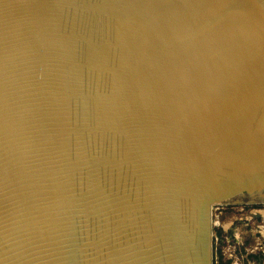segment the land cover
Here are the masks:
<instances>
[{
	"label": "water",
	"instance_id": "water-1",
	"mask_svg": "<svg viewBox=\"0 0 264 264\" xmlns=\"http://www.w3.org/2000/svg\"><path fill=\"white\" fill-rule=\"evenodd\" d=\"M242 203L264 0H0V264H214Z\"/></svg>",
	"mask_w": 264,
	"mask_h": 264
},
{
	"label": "rangeland",
	"instance_id": "rangeland-1",
	"mask_svg": "<svg viewBox=\"0 0 264 264\" xmlns=\"http://www.w3.org/2000/svg\"><path fill=\"white\" fill-rule=\"evenodd\" d=\"M214 209V222H219L214 233L222 231V235H218V245L214 241V246L219 249V258L227 261L231 251L241 250L244 254H254L256 264H264V205L242 203ZM216 215L220 218L217 219Z\"/></svg>",
	"mask_w": 264,
	"mask_h": 264
},
{
	"label": "built area",
	"instance_id": "built-area-1",
	"mask_svg": "<svg viewBox=\"0 0 264 264\" xmlns=\"http://www.w3.org/2000/svg\"><path fill=\"white\" fill-rule=\"evenodd\" d=\"M220 205L218 206H215V207H219ZM214 207V208H215ZM228 207V206H227ZM219 209V208H217ZM215 209H213L214 211ZM256 213H253V215H255ZM217 219L220 218L219 215H216ZM214 225H215V228L219 227V222H214ZM214 241L216 243V245H218V243L220 242V238L218 236V234L214 233ZM255 255L254 254H244L241 250H234V251H231L230 254H229V258H227L228 260L227 261H224L223 259L221 260L219 258V249L218 247H215L214 246V264H256V257H254Z\"/></svg>",
	"mask_w": 264,
	"mask_h": 264
},
{
	"label": "trees",
	"instance_id": "trees-1",
	"mask_svg": "<svg viewBox=\"0 0 264 264\" xmlns=\"http://www.w3.org/2000/svg\"><path fill=\"white\" fill-rule=\"evenodd\" d=\"M215 233H217L218 235L219 234L222 235V231L221 230H219L218 232H215ZM254 259H256V258H254Z\"/></svg>",
	"mask_w": 264,
	"mask_h": 264
},
{
	"label": "flooded vegetation",
	"instance_id": "flooded-vegetation-1",
	"mask_svg": "<svg viewBox=\"0 0 264 264\" xmlns=\"http://www.w3.org/2000/svg\"><path fill=\"white\" fill-rule=\"evenodd\" d=\"M228 207H229V206H228ZM222 209H224V210H225L226 208H222ZM254 257H256V256H254Z\"/></svg>",
	"mask_w": 264,
	"mask_h": 264
}]
</instances>
